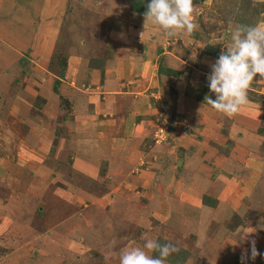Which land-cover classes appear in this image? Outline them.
Instances as JSON below:
<instances>
[{
  "label": "crops",
  "instance_id": "1",
  "mask_svg": "<svg viewBox=\"0 0 264 264\" xmlns=\"http://www.w3.org/2000/svg\"><path fill=\"white\" fill-rule=\"evenodd\" d=\"M22 1L28 5H31L32 2V0ZM54 1L61 4L63 11L66 10L69 3L77 8V14L73 15L76 22L70 23L73 31L69 32L73 42L72 46L76 47V53L70 58L66 56L67 67L61 76H57L55 85H53V91L57 92V95L66 93L67 99H64L66 107L72 111L68 117L64 114L62 121L67 122L65 127L71 134L68 137V144L72 146V149L74 147L78 149L75 154L70 156V159L73 160V169L78 174L91 175L100 182L105 181L108 177L111 182L117 180L122 185L115 189V191H119L117 197L112 201L109 200V205L112 207L104 213L106 222L108 218L113 217L116 221L124 220L128 228L131 225L142 228L143 225L149 224L150 213L158 216L156 222L163 221L164 223L174 211H177V214L184 216L183 219L188 224V228L182 232H187L190 237L187 240L191 241L195 239L194 224L203 222L202 235L205 241L198 244L193 242V244L195 247L205 245L206 250L209 249L208 253L212 250L214 255L211 258H214L215 262L209 261V263L217 264V261L220 260L217 255L222 254V249L225 246L229 247L241 242L239 235L242 232L241 227L247 224L245 218L252 217L248 204H253L257 208L258 215L262 214V209H264V101L260 99L256 101L254 95H248V103L241 107L239 114L235 115V117L239 116V126L233 128L234 130L228 134L226 132L230 123L226 125L225 121L230 118L216 112L204 99L206 95H211L215 99V94L209 91L207 80V75L211 71L210 64L218 58L214 51L207 50V48L205 50L201 48L198 51L197 46L193 45L192 48L190 47V51L185 52L184 48L189 49L187 46L183 47L181 44H175L167 39L160 43V36L155 37L153 27H149L150 22L144 28L143 14L132 10L130 0H44L40 3L44 5L41 9H47L46 6L54 7ZM214 1L195 0L193 4L196 9H199L202 6H210ZM248 1L252 2V6L256 5L253 0ZM19 7V4L12 0H1L0 3V9H4V13L10 12L13 15L18 13L16 21L22 18ZM69 14H66V18L62 20L65 23L62 27L67 25ZM97 16L109 19L111 22L108 26L109 33L107 32L104 38V44L109 41L108 45L111 44L113 48V54L109 57H103L98 50L94 49V37L90 32L99 24L97 23L98 19L96 20ZM257 20L258 23L254 25L253 22V26H264V12ZM88 21L91 22L90 27L86 25ZM131 23L140 25L138 29L142 33L144 42L138 38L141 33L139 34L138 29L133 28ZM228 26L234 27V31L235 27L240 25L235 20H231L228 21ZM48 28L41 26L44 38L49 34L50 29L48 30ZM82 32V35H78ZM121 34H123V38H120ZM131 35L137 36L134 42L130 38ZM38 38L36 32L25 37H19L17 33L12 32L8 42L4 40V43H7L10 52L21 56L22 52L17 48L18 44L27 42L28 47H33L38 44ZM146 38L152 40L147 41ZM212 38L211 41V38H208L211 47L219 44V48L222 49L224 45L231 43V35L228 43L227 41L219 43L217 42L219 40H216L219 38ZM128 40H132L133 44L127 48L128 51L125 53L121 45ZM146 41L150 44L148 50L143 46ZM192 41L197 42L198 40L193 38ZM39 43L46 45L47 42L40 39ZM79 44L82 47L80 51ZM165 44L170 45L168 49ZM0 56L4 59L5 55L1 53ZM102 58L104 60H101ZM45 61L39 60L42 63ZM75 63L80 64L78 71L69 66L72 64L74 67ZM3 67L0 68V101L7 102L8 109H13V113L18 115L25 110H28L29 113L35 112L34 108L37 107L36 104L34 106V103L36 101L31 99L30 88L26 86L22 90L29 94L28 101L24 96H16L15 91L18 86L14 83V72H7L9 71L7 67ZM50 74L54 75L45 73V76ZM87 75L89 78L85 79ZM63 81L66 85H62V87L64 86L62 92V88L59 89L58 84H62ZM172 81L177 82V87L188 88L187 91L190 92V95H186L185 98L178 93L176 105L174 103L172 106L165 105L171 110L172 128L170 123V138L159 143L155 136H157L158 129H162L165 125V118L162 119V116L169 114L170 110L163 111L164 105L159 101L160 93L157 92L162 90L164 84ZM85 84H88L92 91L84 90ZM148 85L150 86L148 87ZM32 91L37 93L35 87L32 88ZM249 91L264 93V80H260L257 76ZM0 107H4V105L0 104ZM253 111L256 113L253 114ZM39 113L44 116L40 111ZM42 118L39 127L42 123L47 125V120L50 119L45 116ZM189 126L192 132L190 128L189 132L186 131ZM241 128L242 130L238 134L237 131ZM171 129H173L172 132ZM227 136H230L229 139L236 138V141L233 140L234 143L236 142L235 147L231 146L230 149L221 151V148L226 144ZM91 137L105 140L108 148L100 149L98 146L96 152H91L87 148L90 146ZM200 143H207L208 149L203 151V148L198 147ZM25 148L24 150L28 151L29 155L22 153V160L19 158L20 165L40 168L35 160L39 155L38 151L32 152L28 146ZM219 148L220 150H218ZM197 149H200L198 150L201 154L199 156L196 155ZM61 155H64L65 159L69 157L68 152L62 151ZM24 156L28 159L24 160ZM41 157H45V155L42 154ZM48 157L49 154L46 158ZM88 159L94 163L85 161ZM219 160L221 161L219 162ZM102 163L103 169H101ZM185 176L188 179H185ZM174 177L179 178L181 184L189 179H195V181L198 179L196 187L191 188L199 196L196 195L192 199L193 196L186 195L185 192L181 196L176 195L181 193L178 188L183 191L187 187L176 186L173 193L174 198L178 196L175 199L176 202L171 196L166 198L168 192H171L169 183L176 185ZM147 183H151V186L153 183L158 186L162 185L163 191L165 188L168 189L164 192L158 191L157 186L158 193L151 190L147 192L150 198L147 202L153 203L154 206L149 211L145 207L146 210L138 214L139 209H132L131 195L137 187L140 185L145 187ZM56 203L59 206L66 205L63 200ZM118 205L124 207L126 205V217L113 212ZM159 207L166 208L168 212L157 210L156 208ZM167 213L170 215H165ZM78 218L79 220H75L74 223L69 222L68 218L61 219L56 224L53 222L52 227L56 226L61 231L47 228L49 237L46 236V233V235H37L36 237H40V239L43 237L45 247L48 245L50 248H70L68 243H54L52 236L55 235V232L66 238L73 232L80 235V231L85 225L83 217L80 215ZM163 226L149 224L147 231L140 236V239L145 240V238L166 234ZM247 230L254 231L252 235L257 232L255 228ZM170 232L172 234V231ZM259 233L263 234L259 238L262 245L257 247V250L264 247V230ZM176 234L178 235L179 232ZM179 235L181 238L182 235ZM32 241H36V239ZM130 245H132L131 242L125 245V248L131 247ZM80 247L82 246L80 245ZM258 252L260 253L258 258H261V250ZM207 256V259L211 260L210 255ZM188 261L186 260L185 263ZM165 264L170 263L165 260Z\"/></svg>",
  "mask_w": 264,
  "mask_h": 264
},
{
  "label": "rangeland",
  "instance_id": "2",
  "mask_svg": "<svg viewBox=\"0 0 264 264\" xmlns=\"http://www.w3.org/2000/svg\"><path fill=\"white\" fill-rule=\"evenodd\" d=\"M12 1L19 4V13L22 18L20 20L18 19V22L16 21V14L18 13H14V17L12 13H4V9H0V43L4 44H0V55L1 53L5 55L4 59L0 56V68L1 66L2 68L6 66L9 70L7 72H14V83L18 86L16 89L17 91H15L16 96H24L28 101L29 94L22 92V90L26 86L30 88L32 95L31 99L36 101L34 106L36 104L37 108H34L36 111H32V113H29L28 110L23 112L19 111L21 114L18 115L17 113H13V109H8L9 105L7 102L0 101V104L4 105V107H0V264H105V256L108 254H112L113 257L110 264H118L119 253L121 250L125 249V245L128 243H132L129 248H143L145 240H141L140 236L147 231L149 224H155L159 227L160 225H164L163 230L165 231L164 233H166L156 235L149 239L159 241V239L162 238L161 240H167L175 244L178 248L185 247L184 249L189 251V256L187 257V261H189L186 263L184 262V264H210L209 261L215 262V259L211 258L214 255L212 250L208 253L207 251H209V249L207 248L206 250L205 245L195 247L193 244V242L198 244L205 241L202 235L203 222L194 224V241L187 240L190 237L187 232H182V230L188 228V224L185 219H183L184 216L177 214V211H174L171 217L165 220L164 223L163 221L156 222L155 220L158 216L150 213L148 216L149 224L143 225L142 228L133 225L128 228L124 220L116 221L113 217L107 219L109 223L108 221L106 222V215H104V213L109 211V208L112 207L109 205V200L112 201L117 197L119 191H115V189L118 186L122 187V185H120L117 180L116 182L115 180L111 182V179L108 177L105 181L100 182L98 179L91 177V175L78 174L77 171L73 169V160L70 159V156L75 154L78 149L75 147L72 149V146L68 144V137H70L71 134H69V130L65 127L67 122L62 121L63 115L65 114L68 117L72 111L66 107V101L64 100L67 99L65 97L66 93L64 92V95L62 93L57 95V92L53 91V85H55L54 82H56L57 76H61L64 69L67 67L66 56L70 58L71 55L76 53V47L72 46L73 42L71 41L72 39L69 36V32L73 31L70 23L76 22L73 15L77 14V8L72 3H69L66 10L63 11L61 4H57L54 1V7L46 6L47 9H41L44 5L40 3L44 0H32L31 5H28V3L24 1L21 2V0ZM132 1L134 0H131V3ZM194 1L195 0H193V3ZM3 4L2 2V5ZM241 4L243 5L241 0H215L208 7L202 6V8L196 9L194 21L197 24V29L191 35L184 34L169 38L158 26L150 24L149 27H153V32L156 34L155 37H158V35L160 36V43L167 39V41H173L175 44H181L183 47L187 46L189 49L184 48L185 52H188V50L190 51V47L192 48L193 45H196L198 51H200L201 48L202 50L207 48V50L214 51L215 53L217 51V54H220L222 49L219 48L218 50L219 44L211 47L209 43L213 40L212 37L219 38L216 39L219 40L217 41L219 43L222 41H227L228 43V39L234 28L228 26V21H231L230 19L236 20V14L239 12ZM253 13L250 14V21L254 22V25H256L258 23L257 19L262 13L258 16L254 11ZM66 14L70 15L69 20L66 22L67 25L62 27L64 23L62 20L66 18ZM96 20L99 24L90 32L91 36L94 37V49L98 50L103 57H109V55L113 54V48L111 44L108 45L109 41L104 44V38L106 37L108 26L111 22L109 19L107 20L99 16L96 17ZM90 23L91 22L88 21L86 25L90 27ZM131 24L133 28H140L138 23ZM41 26H46L49 27L48 30L50 29L46 38L42 36L44 31L41 29ZM12 32L17 33L19 37H25L32 32H36L39 37L38 44H35L33 47H28L29 45L27 42H21V44H18L17 48L23 55H15L13 52L9 51L7 43H4L5 41L8 42L7 40L10 39ZM138 33L140 34L141 31ZM82 34L83 32L78 35ZM126 34L128 35V32ZM136 37L131 35L130 38L134 42ZM140 37L141 35H139L138 38ZM191 37L198 41L193 42V38ZM208 38H211L210 41ZM40 39L41 41L46 40V45L45 43H39ZM132 40H128L121 45L125 53L128 51L127 48L132 46ZM151 40L152 39L149 38L147 41ZM147 41L143 45L146 50H148L147 48L150 45ZM169 46L170 45L165 44L166 49H168ZM81 48L79 44V51ZM44 49L49 50L50 53ZM41 59L46 61L43 63L39 62ZM101 60L104 59L102 58ZM69 66L78 71L77 69L80 64L75 63L74 67L72 64H69ZM45 73H53L54 75L50 74L45 76ZM88 78V75L85 76V79ZM203 83L205 82L203 81ZM62 85H66V83L63 81L62 84H58L59 89L62 88L63 92L64 86L62 87ZM84 86V90L92 91L89 89L90 87L88 84ZM149 86L150 85H148V87ZM33 87L37 89V93L32 91ZM91 88L93 89L92 86ZM187 90L189 89L186 87L184 89H182V86L177 87V82L175 83L174 81L164 84L162 90L157 92L160 93L159 101L164 105L163 111L167 112V109H169L165 107L166 104L172 106V103H174V105H176L178 93L185 98L186 95H190V92ZM248 95H254V100L256 101H259V99L264 101V93H253L249 91ZM250 108L253 107L250 106ZM39 111L43 113L45 117L50 118L47 120V125L42 123L39 127L43 120L42 117H44L40 115ZM254 112L255 111H253V114L256 113ZM170 114L171 110L169 114L162 116V119L165 118V125L162 129H158L157 136H155L159 143L170 138V123L172 128ZM238 117L239 116H234L233 119L230 118L229 120H227L228 118L226 117V125L230 123L228 129L226 128V133L229 134L231 130H234L233 128L239 126L240 121ZM189 128L190 126L186 131L189 132ZM172 130L173 129H171V132ZM241 130L242 128L239 129L237 133L241 132ZM34 136L37 138L35 139ZM227 137L226 144L221 148V151L230 149L231 146L235 147L236 142L234 143V141H236V138L231 137L229 139L230 136ZM62 138L64 139L61 141ZM104 141L105 140H97L91 137L90 146L87 148L91 152H96L98 146L100 149L108 148V144ZM27 146L32 152L38 151L39 155L35 160L40 168H29L27 165H20L19 158L22 160L21 155L28 154V151L24 150ZM206 146H208L207 143L198 144V147L203 148V151L204 149H208ZM198 150L200 149L196 151L197 156L201 155ZM218 150H220V148ZM62 151L68 152L69 157L65 159L64 155H61ZM42 154L45 155V157H41ZM48 154L49 157L46 158ZM27 159L28 158L24 156V160ZM78 160H80V158H78ZM44 161H47V163H44ZM85 161L94 163L89 159ZM220 161L221 160H219V162ZM11 165L14 167L12 168ZM103 167L104 165L102 163L101 169H103ZM174 178L176 180V185L169 183L171 192H168L166 198L170 196L174 198L173 193L176 188L184 186H187L186 189L182 191L181 188H178L181 193L176 195L181 196L182 193L185 192L186 195L193 196L192 199L196 195L199 196L195 194L193 191L194 189L191 188L196 187L195 184L198 179L196 181L195 179H189L181 184L182 182L179 181V178V180L176 177ZM185 179H188V177L185 176ZM157 186L158 185L155 183H153L152 186L151 183H147L145 187L141 185L137 187L134 190L135 192L131 195L132 209H139L140 211L138 214L143 212V210L145 211L146 208L149 211L154 205L151 202H147L150 199L147 192H150V190L152 192L156 191V193H158L159 190L163 191L162 185L158 186V191L156 190ZM167 189L168 188H165L164 191ZM176 198H178V196L173 199L174 202H176ZM60 200L66 202V205L59 206L56 202ZM126 209V205L125 207L118 205L113 212L126 217ZM156 209L161 211L166 210V212H168L166 208L159 207ZM248 209L252 212V217H242L243 219L245 218L247 224L242 226L241 230L243 232L245 228L246 231H248L247 229L255 228L257 231L256 234L258 235H251L256 240L257 248L262 245L259 238L263 236V234L259 232L264 230V209H262V214L260 215H258L257 208L253 204H248ZM180 213L183 214L184 212ZM79 214L83 217L85 225L80 231V235L73 232L66 238L64 235L55 232V235L52 236L54 243H68L70 248H50L48 245L45 247V243L42 239L43 237L41 239L40 237H36L37 235H43L45 233L47 234L45 235L49 237L47 228L61 231L60 228L58 229L56 226L52 227L53 222L56 224L61 221V219L68 218L69 222L74 223L76 222L75 220H79ZM165 215H170V213ZM212 225L213 223L211 226ZM170 231H172V234ZM177 232L182 235L181 238L179 234H176ZM35 239L36 241H32ZM112 241H115V247L109 246ZM238 244H230L231 246L229 247L225 246L222 249V254L217 255L220 257L217 264H241V252L244 249L248 250V255L250 257V243L247 240H241ZM80 245L82 247H80ZM76 246L78 248H75ZM186 250L181 249L180 254L183 255ZM258 250H261V258L257 256L254 261L249 258L247 264H264V247L258 248ZM152 255L154 256V252ZM172 255L173 254H171V257H173ZM207 255H210L211 260L207 259Z\"/></svg>",
  "mask_w": 264,
  "mask_h": 264
},
{
  "label": "clouds",
  "instance_id": "3",
  "mask_svg": "<svg viewBox=\"0 0 264 264\" xmlns=\"http://www.w3.org/2000/svg\"><path fill=\"white\" fill-rule=\"evenodd\" d=\"M253 2L264 3V0ZM195 10L193 0H150L143 13L144 28L150 22L169 38L191 35L197 29ZM120 38H123V34ZM140 38L144 42L142 33ZM210 68L208 87L210 93L215 94V99L211 95H206L204 99L216 112L232 118L248 103V93L257 76L264 80V26H237L231 33V43L223 46ZM252 233L254 231L239 233L241 240H247L251 245L250 257L247 249L242 250L241 264H247L249 258L254 261L260 255ZM109 246L115 247V241L110 242ZM177 250L171 242L160 244L145 238L143 248L121 250L118 264H165L167 257ZM152 252L159 255L154 257L150 255ZM112 258V254L106 255L105 264H110Z\"/></svg>",
  "mask_w": 264,
  "mask_h": 264
},
{
  "label": "trees",
  "instance_id": "4",
  "mask_svg": "<svg viewBox=\"0 0 264 264\" xmlns=\"http://www.w3.org/2000/svg\"><path fill=\"white\" fill-rule=\"evenodd\" d=\"M149 2L150 0H134L131 3V0H130V6L132 7L133 11L139 14H143L146 11V6ZM241 2L243 3V5L242 4L240 5L239 12L236 14L237 17L235 21L238 22L239 25H252L253 26L254 23L250 21V18H251L250 14L253 13V11L255 12L257 16L263 13L264 3H256V5H254L252 8L251 1L241 0ZM215 54L219 56V54H217V51ZM161 239L162 238H160L158 241L160 244H164L168 242L167 240H161ZM177 249H178L177 251L172 253L173 257H171V255L168 256L166 261L170 262L171 264H184V262L187 260V257L189 256V251L181 247L179 248L177 247ZM181 249L186 250V252H184L183 255L180 254ZM158 255H159L158 252H154V256H158Z\"/></svg>",
  "mask_w": 264,
  "mask_h": 264
}]
</instances>
